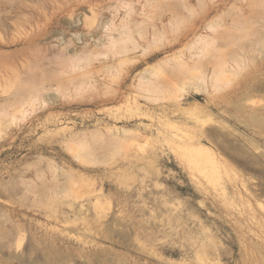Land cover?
Masks as SVG:
<instances>
[{
  "label": "rangeland",
  "instance_id": "obj_1",
  "mask_svg": "<svg viewBox=\"0 0 264 264\" xmlns=\"http://www.w3.org/2000/svg\"><path fill=\"white\" fill-rule=\"evenodd\" d=\"M0 264H264V0H0Z\"/></svg>",
  "mask_w": 264,
  "mask_h": 264
}]
</instances>
